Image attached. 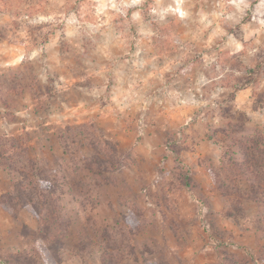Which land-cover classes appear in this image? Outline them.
Masks as SVG:
<instances>
[{"label": "rangeland", "instance_id": "374dc122", "mask_svg": "<svg viewBox=\"0 0 264 264\" xmlns=\"http://www.w3.org/2000/svg\"><path fill=\"white\" fill-rule=\"evenodd\" d=\"M60 2L0 0V264L66 262L70 253L66 246L61 250V242L69 238L84 242L75 251L83 264H264V139L251 135L244 127L246 118L231 114L223 104L214 110L221 121L216 134L199 138L213 144L207 157L195 156L192 145L197 140L188 130L180 129L178 135L158 133L171 155L161 147L150 160L138 163L143 183L124 195L125 203H116L95 223L82 220L71 208L70 198L79 188L67 182L66 165L79 159L112 186L116 181L111 177L126 157L117 150L116 137L105 139L96 125H47L59 103L67 102L65 98L52 96V81L33 87L31 63L4 67L11 58L8 48L15 42L10 37L22 31L34 36L47 27L33 24L38 5H46L43 14L47 15L59 11ZM219 2L187 0L185 8L188 3L196 7L190 9L188 20L172 28L176 43H181L183 33H195L199 25L195 13L201 7L206 13L218 12ZM257 3L253 0L256 14L264 19V9L255 8ZM174 19L168 15L160 23ZM250 20L251 13L243 23ZM256 27L252 23L249 31ZM227 30L236 43L251 45L247 53L233 57L235 64L229 62L236 70L255 63L238 78L241 86L264 79V35L259 43L252 36L245 44L247 33L239 25ZM222 44L228 45L225 51L235 50L228 37ZM207 75L198 77L197 87H208ZM46 95L47 102L28 111L30 104ZM231 99L228 96L226 102ZM261 102L264 93L253 110L264 107ZM250 159L260 161L261 167ZM47 182L50 186H45ZM120 195L112 193L114 202ZM149 202L161 210L163 223L148 215ZM81 210L87 213V202Z\"/></svg>", "mask_w": 264, "mask_h": 264}, {"label": "clouds", "instance_id": "9594fccd", "mask_svg": "<svg viewBox=\"0 0 264 264\" xmlns=\"http://www.w3.org/2000/svg\"><path fill=\"white\" fill-rule=\"evenodd\" d=\"M186 2L61 0L60 10L47 15L43 14L46 5L41 3L33 24L48 26L34 36L22 31L10 37L15 42L8 48L11 58L4 67L31 63L35 69L33 87L48 86L52 81V96L67 101L59 103L47 125H96L105 139L116 137L117 150L126 157L124 166L118 165L119 171L111 177L116 181L112 186L79 159L75 165L65 166L67 182L79 188L70 198L71 208L86 222L95 223L110 214L116 203H125V194L131 195L142 185L137 167L141 160H150L161 147L171 155L158 133L172 131L178 135L180 129L188 130L197 140L192 147L198 152L199 138L214 136L221 126L214 111L220 104L233 115L242 114L250 134L264 139V107L253 110L264 93V79L241 86L238 78L256 65H241L239 70L230 67L229 62L236 63L233 57L247 53L251 45L236 43L227 30L239 25L247 33L245 44L252 36L257 38L254 43H259L264 19L256 14L253 0H220L215 4L220 11L206 13L201 7L195 13L199 17L195 33H183L177 44L172 28L188 20L190 9L196 7L188 3L185 8ZM255 8L264 9V0H258ZM249 13L250 22L243 23ZM168 15L175 19L162 25ZM252 23L257 27L249 31ZM224 37L234 45V51H225L228 45L222 44ZM204 73L208 74L206 89L197 87L198 77ZM228 96L232 97L230 102H226ZM48 99L47 95L40 97L28 111ZM151 187L155 192V186ZM116 191L121 195L114 202L112 193ZM85 202L87 213L81 210ZM146 210L163 223L155 204L149 202ZM78 244L82 247L84 242L71 238L61 242V250L66 246L70 258L66 262L61 259L60 264H83L75 255Z\"/></svg>", "mask_w": 264, "mask_h": 264}, {"label": "crops", "instance_id": "0c3cea01", "mask_svg": "<svg viewBox=\"0 0 264 264\" xmlns=\"http://www.w3.org/2000/svg\"><path fill=\"white\" fill-rule=\"evenodd\" d=\"M199 141H200V147L198 146L199 151L196 152L195 156L200 158H205L208 156V153L210 152V148L213 147V144L209 143L208 141L203 142V140L201 139H199Z\"/></svg>", "mask_w": 264, "mask_h": 264}, {"label": "trees", "instance_id": "16d2710c", "mask_svg": "<svg viewBox=\"0 0 264 264\" xmlns=\"http://www.w3.org/2000/svg\"><path fill=\"white\" fill-rule=\"evenodd\" d=\"M250 161L253 162V163H255L258 167H261V162H260V161L256 162L255 159H250ZM247 165H248V164H247ZM248 166H249V165H248ZM254 168H255V166H254ZM255 169H256V168H255ZM256 178H257V176H256Z\"/></svg>", "mask_w": 264, "mask_h": 264}]
</instances>
